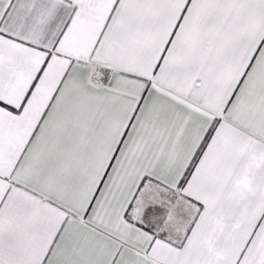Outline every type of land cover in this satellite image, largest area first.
Listing matches in <instances>:
<instances>
[{"label": "snow or ice", "instance_id": "1", "mask_svg": "<svg viewBox=\"0 0 264 264\" xmlns=\"http://www.w3.org/2000/svg\"><path fill=\"white\" fill-rule=\"evenodd\" d=\"M0 264H264V0H0Z\"/></svg>", "mask_w": 264, "mask_h": 264}]
</instances>
